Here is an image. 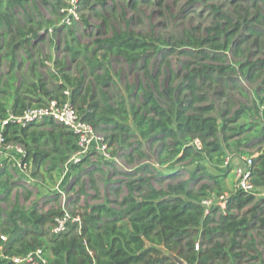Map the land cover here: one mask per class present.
Wrapping results in <instances>:
<instances>
[{
	"label": "trees",
	"instance_id": "16d2710c",
	"mask_svg": "<svg viewBox=\"0 0 264 264\" xmlns=\"http://www.w3.org/2000/svg\"><path fill=\"white\" fill-rule=\"evenodd\" d=\"M28 1L0 0V68H4L0 71V136L25 148L23 160L34 166L32 177L50 188L52 201L59 200L53 188L80 148L78 137L52 119L22 127L12 118L29 107L42 106L48 98L61 102L69 98L83 120L106 134L108 152L128 164L150 159L143 148L147 142L152 148L159 145V165L171 163L173 168L204 158L226 168L221 174L195 173L193 182L173 174L167 182L165 172L149 163L129 169L106 160L115 175L127 180L107 179L116 199L94 204L87 200L85 212L71 213L80 216L81 223L69 222L66 231L55 233L65 215L62 206L43 210L35 203L27 208L17 198L9 210L2 209L14 189L22 186L10 167L20 169L15 162L12 165L13 160L4 159L0 164V264H22L11 258L38 249L49 264H228L240 261L246 251L257 252L252 232L264 233V206L255 202L254 194L264 188V0H188L190 6H208L209 25L169 36L126 29H113L109 35L106 30L84 45L76 36L79 21L72 17V26L63 27L76 41V46L67 43L72 58L82 60L76 73L50 56L55 68H49L31 48L45 38L44 31H59L58 23L72 1L107 25L106 12L116 13L118 0H33V7ZM140 3L150 5L154 0H132L130 7L137 9ZM80 21L92 26L84 14ZM179 55L188 59L178 58L176 68L171 57ZM114 58H122L144 75V80L127 83L126 95L112 75ZM90 77L96 86L87 82ZM111 83L114 93L106 90ZM247 84H256V95ZM68 89L70 96L64 94ZM195 139H200V149ZM230 153L238 159L254 156L250 169L256 189L246 192L234 187L224 206L214 203L206 214L203 201L227 193L223 182L234 164L224 163ZM95 155L71 163L63 181L74 177L70 189L80 183L82 174L89 176L94 194L82 182L76 191L78 200L82 195L100 198L94 176L103 168L91 160ZM204 179L207 182L200 184ZM124 182L126 194L119 185Z\"/></svg>",
	"mask_w": 264,
	"mask_h": 264
},
{
	"label": "rangeland",
	"instance_id": "374dc122",
	"mask_svg": "<svg viewBox=\"0 0 264 264\" xmlns=\"http://www.w3.org/2000/svg\"><path fill=\"white\" fill-rule=\"evenodd\" d=\"M132 0L120 1L118 0V6L116 9V13L108 10L106 13L109 16L110 23L104 25L102 19L97 18L92 15V13L85 9L84 7H79L77 2L72 1L69 8L65 9L67 12L65 17L61 19L58 23L60 27L59 31H44V36L42 41H39V45L36 48H31L30 51H33L36 55L41 56V60L49 67L54 69L55 65L49 56L61 60L65 63L67 70L71 73L78 72L80 66L79 62H82L81 59L74 60L67 49V43L70 42L71 45L76 46L72 39V36L69 35L68 29H64L63 24H68L67 26H72L69 23V20L74 17L78 22L76 27V36L79 37L81 43L87 44L92 43L96 38L99 32H105L107 30V34H111L113 29H126L129 31H134L136 33H150L152 31L157 32L158 34H162L163 36H169L171 34H179L184 28H190L197 25H202L203 27L209 25L212 22V15L210 14V9L203 3H198L194 6H190L188 0H154V4H146L140 3L137 9H133L130 7V3ZM28 6L33 7V0L28 1ZM40 8L43 12L50 16L48 11L40 5ZM193 10V11H192ZM64 11V10H63ZM85 15L88 19H90L92 26H86L80 21L81 15ZM127 21H130L127 23ZM74 27V28H75ZM25 51V50H23ZM178 58L183 60L188 59L187 56H172L171 63L177 68L178 67ZM28 64L25 66L27 67ZM25 67V70H26ZM4 68H0V71H3ZM85 71H87L85 69ZM111 71L112 75L120 86L121 91L126 95L127 94V83L135 84L138 79L144 80L143 72L138 69H131L129 64L125 62L122 58H114L111 63ZM120 74L117 76L116 74ZM54 81H58L57 79H53ZM87 82H92L93 85L96 84L94 78H87ZM96 86V85H95ZM248 88L251 89L252 95H256L255 87L256 84H247ZM105 90V89H104ZM109 93H114L115 86L111 83L109 88H106ZM96 91L99 92L98 88ZM241 102L248 103L247 100L241 98ZM105 136L106 134L103 133ZM132 142H137L136 139H133ZM129 149L130 147L124 146ZM143 148L150 156V159H137L134 164H128L127 161L123 158L113 157L111 151H109L106 155L98 154L92 157V161L94 163H98L102 171H98L94 178L98 182V186L100 187V198L94 199L91 196L87 197L86 195H82L78 200L76 196V191L80 188V184L84 182L87 192L92 195L94 194V190L91 188V180L87 174H82L80 183H74L73 188L68 189V184L72 181L74 182V177H69L65 184L63 183V187L60 185L59 188H63L65 194L59 195L58 201H52L49 197L50 188L46 187L45 184L37 178L32 177V171L34 170V166L29 164L23 170H18L16 168H12V172L14 176L20 180V184L22 186L17 187L13 191L12 198L2 204V209L9 210L12 204L18 198L20 203L27 208L32 207L35 203H39L38 209H49L52 206H63L64 199L66 200L65 208L72 213L73 211L83 213L85 212L87 200L91 204L97 202H103L104 200L116 199V194L112 192L107 184V179L111 178L114 180H123L127 181L124 176L115 175L114 170L111 166L106 164V160H114L117 166L135 169L138 166L142 165V163H149L154 165L158 171L165 172L167 175V182H171L172 179L169 177L173 174H179L181 180H188L191 182L193 180L194 174H198L201 172H207L210 174H221L222 168H226L223 165H215L209 162L207 159H202L197 162L185 161L176 164L173 168H171V163L159 165L157 164L156 151L159 148V145L154 146L153 148L147 143L144 142ZM247 156V155H245ZM231 158V162L233 164L240 163L237 156L233 153L228 155ZM21 158V154L17 148L10 149L5 151L3 155H1L0 161L2 162L4 159L13 160V166L15 160H19ZM242 163V162H241ZM236 173L234 168L228 172V175L224 179V186L226 188V192L230 194L233 192L236 183ZM61 181V179H60ZM60 181H58L57 185L53 188V190L58 192L57 187L59 186ZM193 182V181H192ZM207 181L204 179L200 184H204ZM119 185H123V194H126L127 187L124 184L119 183ZM156 186H159L156 184ZM192 186V185H191ZM28 191H31V196H28ZM255 194V202H260L262 206H264V188L257 189L254 191ZM223 208V207H222ZM235 211V210H234ZM220 214V213H219ZM219 214L217 216H219ZM240 214H242L240 212ZM256 239V251H246L248 254L242 256L240 261L233 260L228 264H264V233L254 230L252 232ZM220 264V263H216ZM226 264V263H223Z\"/></svg>",
	"mask_w": 264,
	"mask_h": 264
},
{
	"label": "built area",
	"instance_id": "2783aa9c",
	"mask_svg": "<svg viewBox=\"0 0 264 264\" xmlns=\"http://www.w3.org/2000/svg\"><path fill=\"white\" fill-rule=\"evenodd\" d=\"M65 95L70 96V90L64 92ZM261 112L264 119V106H261ZM22 127H26L32 123H42L46 119H52L55 122L65 126L68 130L74 132L78 137L79 150L75 152L69 161L65 164L63 177L57 187L60 194H65L63 188H59L60 185L63 187L62 183L69 172V166L71 163L80 162L84 157L93 154L106 155L108 153L109 144L103 134L98 132L92 124L82 119L77 109L71 103L69 98L63 102L57 98H48L42 106L29 107L22 116L12 117ZM196 147L199 149L202 147L200 139H195L194 141ZM17 148L21 154L19 160H15V164L20 170H23L28 164L23 160L26 156L25 148L17 143H6L4 136H0V158L5 151ZM254 156H241L240 163L234 164V171L236 173V183L235 187L237 189H243L246 192H252L256 189L255 185L252 183V172L250 167L253 164ZM3 162V161H2ZM0 161V164L2 165ZM242 162V163H241ZM231 163V158L227 157L224 165L227 166ZM229 194L226 193L219 198L213 197L203 201L206 207V214L210 213L211 205L216 203L224 206L226 199ZM66 200L63 201V209L65 215L63 218L58 220L57 227L53 230L55 233L64 232L68 229L67 224L69 222L81 223L80 216L73 217L71 213L65 208ZM2 239L6 240V236H1ZM199 248V244L196 245V249ZM16 263L25 264L29 261H38L41 264H49V262L43 257V252L38 249L23 257H12L11 258Z\"/></svg>",
	"mask_w": 264,
	"mask_h": 264
},
{
	"label": "water",
	"instance_id": "95a60500",
	"mask_svg": "<svg viewBox=\"0 0 264 264\" xmlns=\"http://www.w3.org/2000/svg\"><path fill=\"white\" fill-rule=\"evenodd\" d=\"M175 259H176L179 263H182V260L178 259L177 257H175Z\"/></svg>",
	"mask_w": 264,
	"mask_h": 264
}]
</instances>
